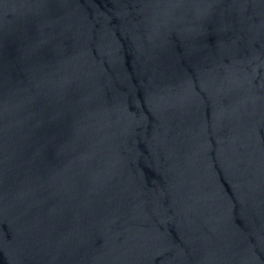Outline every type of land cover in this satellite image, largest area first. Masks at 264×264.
<instances>
[{"label": "water", "instance_id": "water-1", "mask_svg": "<svg viewBox=\"0 0 264 264\" xmlns=\"http://www.w3.org/2000/svg\"><path fill=\"white\" fill-rule=\"evenodd\" d=\"M0 264H264V0H0Z\"/></svg>", "mask_w": 264, "mask_h": 264}]
</instances>
